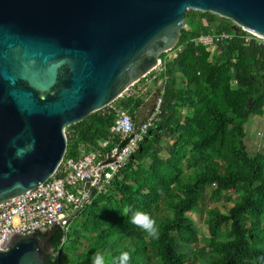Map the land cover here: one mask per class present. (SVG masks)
I'll list each match as a JSON object with an SVG mask.
<instances>
[{
  "label": "trees",
  "instance_id": "1",
  "mask_svg": "<svg viewBox=\"0 0 264 264\" xmlns=\"http://www.w3.org/2000/svg\"><path fill=\"white\" fill-rule=\"evenodd\" d=\"M233 26L212 13L186 11L181 38L160 56V71L130 88L147 90L148 79L161 88L158 119L106 192L91 187L69 231L57 229L44 264H92L97 252L112 264L122 251L130 253L128 264H264V147L251 155L244 141L249 118L264 115V46L246 42ZM221 32L233 38L213 51L193 42ZM129 91L66 128L64 159L91 152L106 159L129 140L110 133L120 110L137 122L148 95ZM231 194L238 197L221 212L216 204ZM206 200L215 206L206 211L207 237L196 247L203 238L190 215L201 213ZM129 207L156 220L158 239L130 223Z\"/></svg>",
  "mask_w": 264,
  "mask_h": 264
},
{
  "label": "water",
  "instance_id": "2",
  "mask_svg": "<svg viewBox=\"0 0 264 264\" xmlns=\"http://www.w3.org/2000/svg\"><path fill=\"white\" fill-rule=\"evenodd\" d=\"M189 10L264 38V0H0V206L52 178L66 128L156 70ZM160 89L141 107L146 117ZM57 229L10 234L0 264H44Z\"/></svg>",
  "mask_w": 264,
  "mask_h": 264
},
{
  "label": "built area",
  "instance_id": "3",
  "mask_svg": "<svg viewBox=\"0 0 264 264\" xmlns=\"http://www.w3.org/2000/svg\"><path fill=\"white\" fill-rule=\"evenodd\" d=\"M242 31L241 38L246 42L254 41L264 46V38ZM232 38V34L221 32L200 35L193 42L213 51L220 43ZM145 91L144 89L142 92ZM161 102L160 95L153 112L138 127L127 111L117 112L110 133L112 137L118 135L121 140H129L112 150L106 159H102L98 152L83 154L76 159H64L52 178L39 185L34 193L0 206V249L10 234L30 233L37 228L48 229L53 223L66 234L69 230L68 221H65L68 214L81 206L87 189L94 187L100 194L106 192L112 179L125 168L158 119ZM107 144L108 141H104L99 146L105 148Z\"/></svg>",
  "mask_w": 264,
  "mask_h": 264
},
{
  "label": "rangeland",
  "instance_id": "4",
  "mask_svg": "<svg viewBox=\"0 0 264 264\" xmlns=\"http://www.w3.org/2000/svg\"><path fill=\"white\" fill-rule=\"evenodd\" d=\"M232 28H235V26H233ZM170 54L173 55L174 53H170ZM160 68H161V66L159 68H157L156 72L159 71ZM158 84L160 86L161 82H159ZM233 86H234V84H233ZM147 88L148 89L146 90V92H144V94L146 93L148 95L147 98L157 90L156 87L152 84H150L149 87H147ZM244 141H245L247 150L251 155L255 154L256 152H258L259 150H261L264 147V115L260 119L257 116H251L249 118V120L245 124ZM162 144H165V141L162 142ZM164 155H166V153L162 152L161 156H164ZM237 197H238L237 194H231V196H230L231 201L220 202V203L216 204V206H218L220 208L221 212H226L230 207H232L233 202ZM213 206H215V204L211 203L209 200H206V202L202 208L203 210L201 213H195V214L190 215L194 224L197 225L199 231L202 234L201 238H203V240L196 247H201L204 244V240L207 237V230H206V226H205L206 211L208 209L212 208ZM71 214H72V212H71ZM73 215H74V213H73ZM68 217L72 218L73 216H68ZM70 226L72 228H74L75 223H71L69 225V227ZM86 245H87V242H85L84 247ZM81 250L82 249H80V251Z\"/></svg>",
  "mask_w": 264,
  "mask_h": 264
},
{
  "label": "clouds",
  "instance_id": "5",
  "mask_svg": "<svg viewBox=\"0 0 264 264\" xmlns=\"http://www.w3.org/2000/svg\"><path fill=\"white\" fill-rule=\"evenodd\" d=\"M129 212H131L129 217L131 224L140 228L149 238H159V229L156 220L152 218L150 214L130 207L125 209V214ZM130 258V253L128 251H122L119 256L112 261V264H128ZM92 264H106L105 256L97 252L92 257Z\"/></svg>",
  "mask_w": 264,
  "mask_h": 264
},
{
  "label": "crops",
  "instance_id": "6",
  "mask_svg": "<svg viewBox=\"0 0 264 264\" xmlns=\"http://www.w3.org/2000/svg\"><path fill=\"white\" fill-rule=\"evenodd\" d=\"M174 56V54L173 55H171V54H169V57H173ZM159 68V67H158ZM157 70V69H156ZM159 70V69H158ZM160 71V70H159ZM151 80L152 79H148V80H146V86L147 87H149V85L151 84ZM143 87H142V85H139V86H137V88H135V89H130V91L129 92H133V93H135V92H142L144 89H142ZM147 114H148V108L146 107V108H144V109H141L140 108V111H139V113H138V119H137V122L135 123L136 125L137 124H141V121L142 120H145L147 117ZM263 117V116H262ZM262 117H258L259 119L260 118H262ZM166 153V152H165ZM167 153H166V155H164V156H162V157H164L165 159L167 158ZM90 190H91V188H89V189H87V193H86V196H85V199H84V201H83V203L81 204V206L79 207V208H82L83 206H85L86 204H89V202H90V200H91V194H90ZM78 208V209H79ZM77 209V210H78ZM77 210H74V211H72V214L70 213V214H68L69 216H75L76 214L75 213H77ZM73 213H74V215H73ZM72 217V218H73ZM71 218V217H70ZM71 218V219H72ZM69 229V228H68ZM69 231V230H68Z\"/></svg>",
  "mask_w": 264,
  "mask_h": 264
}]
</instances>
